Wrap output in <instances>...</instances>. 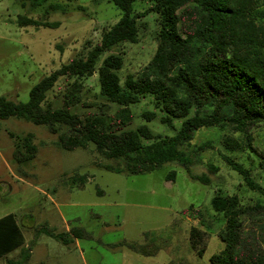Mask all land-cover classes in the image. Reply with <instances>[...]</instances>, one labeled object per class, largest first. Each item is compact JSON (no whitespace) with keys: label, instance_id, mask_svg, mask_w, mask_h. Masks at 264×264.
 <instances>
[{"label":"rangeland","instance_id":"374dc122","mask_svg":"<svg viewBox=\"0 0 264 264\" xmlns=\"http://www.w3.org/2000/svg\"><path fill=\"white\" fill-rule=\"evenodd\" d=\"M48 3L64 10L44 15L47 3L29 9L22 8L19 0H0V97L26 103L36 83L72 59L84 58L120 18L119 10L106 0ZM150 6V0H137L133 8L140 13ZM19 15L59 26L19 27ZM158 30L156 14L139 19L136 42L104 52L97 67L108 55L120 56L117 74L123 85L127 75H136L153 57ZM72 81L60 79L42 106L62 107L63 94ZM78 82L80 103L71 108L74 114L81 120L89 114H115L118 107L99 95L97 73ZM129 110L132 121L125 130L145 126L160 138L175 133L160 123L162 113L151 96L141 97ZM144 114L154 117L147 121ZM180 122L174 119L173 127L179 128ZM59 134H68L67 128L60 127L53 135L44 125L0 119V220L11 216L20 233L18 245L0 256V264H211V257L224 248L218 237L223 217L210 205L219 191L237 195L249 209L241 215L243 237L250 250L264 254V195L248 189L226 163V158L240 163L264 189V161L260 159L264 126L246 133L229 126L199 130L185 147L186 166L167 163L144 174L106 171L104 166L116 168L120 162L106 159L92 144L63 150L56 144ZM27 135L36 148L30 160L21 147ZM226 138L237 147L226 145ZM16 145L25 159L21 162L14 157ZM171 173L173 178H169ZM202 177L208 182L198 180ZM72 227L84 229L91 238L62 244L45 232L63 234ZM191 228L200 232L197 249L201 255L191 248Z\"/></svg>","mask_w":264,"mask_h":264},{"label":"trees","instance_id":"16d2710c","mask_svg":"<svg viewBox=\"0 0 264 264\" xmlns=\"http://www.w3.org/2000/svg\"><path fill=\"white\" fill-rule=\"evenodd\" d=\"M49 0H19L22 8L45 7L44 15L63 11ZM70 1V0H68ZM94 3L102 0H92ZM120 12V18L101 36L84 58L68 63L42 78L29 91L26 103H15L0 97V119H21L34 125H44L56 135L60 127L68 134L57 135V146L66 151L85 148L92 144L106 159L120 162L116 168L104 166L114 173L144 174L167 163L187 165L185 147L195 132L226 126L246 133L252 127L264 126V0H150L151 6L135 12L137 0H106ZM78 10L84 11L82 6ZM148 14L158 16L157 47L151 60L136 74L127 75L123 85L117 72L122 66L118 55H108L97 67L100 56L121 43H135L138 21ZM19 27L55 28L58 22H42L19 15ZM98 75L99 95L118 107L114 115L89 114L84 120L71 111L80 103L81 84L78 80ZM60 79L73 80L63 94V105L43 107L46 94ZM151 96L162 113L159 121L175 133L160 138L145 127L125 130L132 121L129 107L144 96ZM193 109V114L190 111ZM153 114H144L150 121ZM181 119L179 128L172 125ZM31 135L22 140L21 147L28 160L35 154ZM143 140L149 141L144 143ZM230 148L237 143L226 138ZM15 147L14 157H23ZM18 156V157H17ZM260 159L264 161V156ZM226 163L237 173L244 185L264 195V189L253 182L250 172L240 163L226 158ZM262 165V164H261ZM213 171L217 168L210 167ZM171 173L169 178H173ZM207 183V178H198ZM212 210L223 217L218 233L224 248L211 257V264H264V254L246 245L241 229V215L249 210L240 204L237 195L217 192L211 199ZM201 216L200 212H196ZM48 236L68 244L67 234ZM72 232L74 237H81ZM200 232L191 228V248L197 249ZM20 240L11 216L0 220V256L16 247ZM12 264V262H8Z\"/></svg>","mask_w":264,"mask_h":264},{"label":"crops","instance_id":"0c3cea01","mask_svg":"<svg viewBox=\"0 0 264 264\" xmlns=\"http://www.w3.org/2000/svg\"><path fill=\"white\" fill-rule=\"evenodd\" d=\"M72 232H79L78 234L81 236V237H84V238H91V236H90V233L89 232H87V231H85L84 229H82V228H80V227H72L71 229H68V230H66L64 233H66L67 234V238H68V240H71L72 239V241L74 242V240H78L79 238H81V237H74L73 235H72ZM74 239V240H73ZM75 244H76V242H74ZM78 243V242H77Z\"/></svg>","mask_w":264,"mask_h":264}]
</instances>
